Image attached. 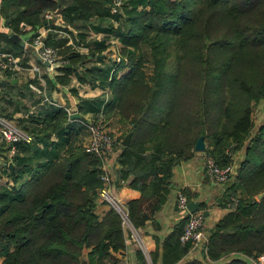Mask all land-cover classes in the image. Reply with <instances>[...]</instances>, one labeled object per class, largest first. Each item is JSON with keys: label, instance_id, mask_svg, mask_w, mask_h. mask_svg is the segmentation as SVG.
Here are the masks:
<instances>
[{"label": "trees", "instance_id": "trees-1", "mask_svg": "<svg viewBox=\"0 0 264 264\" xmlns=\"http://www.w3.org/2000/svg\"><path fill=\"white\" fill-rule=\"evenodd\" d=\"M11 1L23 5L13 18L19 21H33V18L38 21L37 16L44 8H57L61 4L60 0H3L4 3ZM129 1L134 6L146 3L148 8H141V13L129 15L127 20L122 16L127 0L119 13H110L105 5L109 17L116 18L118 23L114 25L110 21L101 25L98 22L92 28L94 32H103L102 37L83 42V46L92 50L104 47L107 36L116 35L125 45L140 46L139 41H146L159 54L157 64L155 60L151 63L154 76L145 75L139 57L118 76L116 69L129 57L111 62L115 70L107 80L108 86L121 80L120 91L136 83L135 88L141 92L132 107L133 129L129 141L125 145L116 142L119 145L116 160L120 165L111 167L112 160H109L108 166L104 152L96 155L88 152L82 143H71L69 129L72 127L57 123L61 115L68 116L67 112L58 108L47 120L52 119L47 124L49 130L42 128L45 132L39 139L45 142L44 147L20 141L23 143L19 149L16 144L18 151L11 158L13 168L8 163L3 167L15 180L20 177L22 184L10 190L8 181L0 177V264H75L82 251H86L88 264H97L107 246L116 249L123 245L118 213L109 207L99 220L93 211L96 193L102 184L103 161L110 179L114 168V172L122 175L131 173V183L144 189L145 178L152 175L148 188L154 189L160 182L157 172L168 176L174 163L194 154L198 135L203 136V141L207 137L219 144L225 143L228 137L239 143L246 134L244 129L249 125L251 106L264 96V14L249 19L247 12L250 14L264 5V0ZM65 8L72 20L88 23L93 15L79 0L68 2ZM134 26H138L139 32L132 29ZM143 29L154 31L152 37ZM166 34L171 36L170 58L163 57ZM45 42L57 46L50 39ZM151 42L155 44L151 46ZM58 51L62 57L59 48ZM96 54H92L93 58ZM71 67L66 70H72ZM239 68L247 70L237 75ZM87 69L90 76L100 74V68L94 65ZM100 103L99 97L82 98L79 106L97 112ZM52 128L61 132L60 141L52 143L48 139ZM244 153L232 181L242 193L206 236L209 259L237 253L219 264H245L241 254L253 257L264 251V184L249 194L242 181L253 176L259 177V183L264 181V121L249 139ZM260 191L262 194L254 197ZM128 213L135 220L133 210ZM185 218L183 214L166 237L170 255L166 259L164 254L163 263L174 260L190 245L189 241L178 240ZM69 244L76 247L69 248ZM139 251L135 252L138 264H145ZM183 264L205 263L192 259Z\"/></svg>", "mask_w": 264, "mask_h": 264}, {"label": "crops", "instance_id": "crops-1", "mask_svg": "<svg viewBox=\"0 0 264 264\" xmlns=\"http://www.w3.org/2000/svg\"><path fill=\"white\" fill-rule=\"evenodd\" d=\"M60 1V6L53 8L57 13L56 17L48 20L46 23L44 22L43 12L49 8H44L37 16L38 21L36 18H33V21H19L13 18L23 5L15 4L14 1L4 3L3 0H0V46L10 48L14 53L20 54L22 62L28 67L19 73H11L8 70L0 72V102L5 113L13 117L19 127L25 128L26 132L32 135V139L28 143H35L40 147H44L45 145V142L39 139L45 132L43 130L44 127L41 125H46L49 117H52V113L61 107L64 109L65 107H69L73 111L72 113L78 112L79 115L72 116L71 113L66 119H60L57 122L58 125L63 127L69 125L72 127L68 129L70 130V135L71 132L74 133L73 138L75 143H80L83 140L80 134L83 126L80 119L94 118L100 110H103V105L108 100L110 94L107 84L108 75L111 67H114L111 64L110 57L100 56V53L97 52H95L97 53V59L93 58V56L87 59L89 55L87 58L63 55L61 60L54 65H49V67H46L48 64L37 57L31 45V35L41 25V21L46 24L47 28V31L44 33V39H50L60 50H68V52H71L73 49L79 52H82V48L86 50L87 46H83L84 41H88L89 38H100L103 35V32H94L93 25L98 22L101 25L107 24L111 21V16L109 17L106 9V6H108L106 0H79L93 13L88 23L86 20H72L71 15L66 13L65 6L72 0ZM136 6L148 8V4L146 3H138ZM8 18H10V21ZM33 25H36L37 28ZM64 31L70 32V36H73L75 40L79 39V44L69 42L70 38ZM12 33H17L24 41V44L21 45L20 41L12 38ZM111 36L116 35H109L106 37V40ZM116 38L119 45L123 44L120 42L118 36ZM74 45H76L75 48ZM64 62L69 65H63L65 64ZM33 64L42 66V78H37L36 74L30 71L29 67ZM92 65L100 68L98 69L100 74L97 76H90L88 73L87 68L92 67ZM68 66H72V70L67 71ZM124 68L126 69V67L116 69V75L122 73ZM114 70L115 67L111 71V75ZM104 73L107 74L105 82L103 80ZM66 75L68 76V80H66ZM85 75L91 78H84ZM63 77L64 81H61ZM30 82L43 88V91L39 92L31 87ZM44 95L51 101L43 100ZM93 97L102 99L97 112L86 110L79 106L82 98ZM27 98L30 100L26 103L24 100ZM30 108H34L33 113H28ZM51 122L52 119L49 120V123ZM57 130L56 128L50 129L48 139L52 143L53 141H60L62 139L61 132L59 133ZM78 134L80 135L78 136ZM22 143H16L18 144V149L19 144L21 145ZM5 147L4 143L0 145V173L4 179L6 177L4 176L3 167L7 164L6 161L10 159L5 154ZM117 151L109 159L112 160L111 167L114 166V168L120 165L119 161L116 160ZM196 158V155H191L174 163L168 176H164L162 172H157L156 176L160 177V182L158 185H154V189L148 188L152 183V175L145 178L146 186L144 189H140L136 184L131 183V173L122 175L120 172H114L113 168V172L112 170L110 172V179L109 174L105 171V163L103 161V172L108 176L106 183L108 189L118 199L120 204L126 208L127 212L133 210L135 220L129 216L130 228L124 227L120 223L123 245L116 249L107 246L100 257V261L97 260V264H138L139 259L136 258L135 254L138 250H140L139 252L143 256L145 264H183L185 261L192 259L199 260L205 264H219L222 260L226 259V256H220L216 260L209 259L206 255L203 239H200L199 241L190 243L189 247L184 252L179 253L174 260L163 263L164 254L166 259L170 255L165 244L166 237L170 235L175 224L181 221L183 215L177 210L175 205L178 193L183 192L189 199L198 200L200 202L198 209L202 212L203 210L207 211L202 225L203 233L206 236L214 224L227 211L232 209L233 201L235 200L233 194L238 193L237 195H239L242 193L238 186L232 185V179L215 181L207 176L203 171L202 164ZM162 176L164 177L163 179H161ZM262 192H258L256 196L259 197V193ZM108 210V203L100 198L97 191L93 205L96 217L99 220L102 219ZM108 255L111 256L109 257ZM115 258H117V261H114Z\"/></svg>", "mask_w": 264, "mask_h": 264}, {"label": "rangeland", "instance_id": "rangeland-1", "mask_svg": "<svg viewBox=\"0 0 264 264\" xmlns=\"http://www.w3.org/2000/svg\"><path fill=\"white\" fill-rule=\"evenodd\" d=\"M101 1H103V0H101ZM191 5H194V2H192ZM103 7H105V6H103ZM51 8H54V7L51 6ZM141 8H142V6L141 7L134 6L131 3V1L127 0L126 8H124L122 16L125 19H127L129 15L141 13L140 12V11H142ZM263 14H264V5H262L261 7H257L255 9H253L250 12V14H249V12H247V18L248 17H249V19H251V17L252 18L253 17L259 18ZM132 29L134 31L139 32L138 26H134ZM143 31H147V34L150 35V37H152V34L154 32V31H151L149 29H143ZM166 37H167V41H165V43H163V47H164L163 48V50H164L163 51V54H164L163 57L170 58L171 57L170 53H172V51H171L172 44L170 42L171 36L166 34ZM150 39H152V38H150ZM119 40L121 43H125L121 39H119ZM139 43H140V46L139 45H137V46L132 45L131 46V45H125V44L118 45V51H117L118 54L123 59L129 57L128 60H126L125 64L122 66V67H126V69L125 68L123 69V72L128 70L130 67H132L131 63L134 62L133 60L138 59V57H139V60L142 61L141 65H143V68L145 69V71L147 73L145 75L154 76L155 70L152 69L151 63L153 60H155V62L157 61V57H159V54L156 52V50H154L153 47H148V43L146 41L141 40V41H139ZM152 44L154 45L155 42H151V46H152ZM156 45H158V44H156ZM105 47H106V45L104 47H101V48H93L92 50H90L89 48H86V50L84 48H82L83 49L82 52H79V51L78 52L77 51H75V52L69 51L68 52V50H63V51L61 50V54L62 55H72V56H77V57H84V58H87V56L89 55V57L87 59H90V57L93 56L92 54H94L95 52L100 53L104 56H107L108 54L105 50ZM153 52L154 53L156 52L157 55L154 56ZM163 54H161V55H163ZM167 60L168 59L165 58V61H167ZM156 64H157V62H156ZM164 67L167 68L166 65ZM239 69L240 70H237V72H236L237 75H242L243 72L247 70L245 68H239ZM67 74H68V72H67ZM64 77H63V79H61V81H64ZM66 80H68L67 75H66ZM121 82H122L121 80H116L113 83V85L111 87H109V90H110L109 98L106 101V104H105L103 110H100L98 115H97L99 118L102 119V124H103L102 128L108 130L115 139L113 144L110 145V148L107 151H105L103 154L104 157L108 158L107 161H109V159L112 158V156L117 151V149H119L118 148L119 145L116 142H120L122 137L127 132H130V134H131L132 129H133L132 128V120H131V118L133 117V114H132L133 103L136 100H138L141 96V92H139L140 89L135 88V86L137 85L136 83L130 84L128 89L123 88V90L120 91L119 86H120ZM136 90H138V91H136ZM28 100H30V99L27 98L24 101L27 103ZM67 115H69L68 112H67ZM97 116L94 118H82V119H80V120H82L80 122L83 125L81 128V132H80L83 140L80 143H82V145L84 147H85L86 142L88 141V129H87V125L84 124L83 122L84 121L89 122V121L96 120L98 118ZM60 118L66 119L67 117L65 114H63L60 116ZM263 121H264V96L259 97L251 106V110L249 112V125L247 128L244 129V134L245 133L246 134H245L242 141H240L239 143H235L234 141H230L231 138L228 137V138H226L225 143L219 142V144H214L210 139L205 137L206 139H204V148L202 150L194 149V152H193L194 154L192 156H194V155L197 156L196 159H198V161L202 164V168H203V171L205 173H206V171H205V160L207 157L213 158L215 161H217L221 165H229V167L231 169V176L228 180L232 179V181H233L235 179L237 173H238V168L240 166V163L244 158L245 146L248 143L249 139L252 138L256 134L257 128L259 127V125ZM47 124H49V121L46 122L44 130L48 129L49 126ZM24 130L26 131L25 128H24ZM80 134H78V136ZM73 136H74V133L71 132V135H70V137L72 138L71 143H75ZM135 146L138 147V144H136ZM193 148H194V145H193ZM179 160H182V158ZM30 163H32L34 165V163L32 161H30ZM109 165H110V162H108V166ZM26 175L27 174H25V176ZM206 175H207V173H206ZM4 176L6 177L5 180L8 181L7 187L10 190L14 189V187L18 186V184L19 185L22 184L21 183L22 179H20V177L17 180H15L10 174H7L6 172H5ZM251 176L252 175H250L248 177L251 178ZM0 177H2L1 174H0ZM11 180L13 183H11ZM258 180H259V177H255V176H253L250 180H242L244 183L243 185L245 186L247 193L251 194L253 192L255 193L257 190H260L259 188H260L261 184H264V181L259 183ZM237 194H233L234 199L237 196ZM228 195H230V194H228ZM256 195H257V193L254 194V197H257ZM230 200H231V198H230ZM19 203H22V201H20ZM71 231H72V233H75L74 232L75 229L71 230ZM68 247L69 248H71V247L75 248L76 246L71 245V247H70V244H69ZM82 252L83 253L80 254L79 261L75 262V264H81V262L83 260L86 262V264H88V259H87L86 253H85V251H82ZM236 254L237 253H233V252L228 253V255H226L227 256L226 258H229L230 256L236 255ZM242 255H240V256L245 258V259L242 258L244 263L248 264V262H250L251 256H248V255L242 256Z\"/></svg>", "mask_w": 264, "mask_h": 264}, {"label": "built area", "instance_id": "built-area-1", "mask_svg": "<svg viewBox=\"0 0 264 264\" xmlns=\"http://www.w3.org/2000/svg\"><path fill=\"white\" fill-rule=\"evenodd\" d=\"M123 0H109L108 8L110 13H119L121 11ZM56 11L53 9H47L43 12V18L46 20H52L56 17ZM111 21L114 25L118 23L116 18H111ZM47 31L46 24L42 23L31 35V45L35 51V54L41 57V60H48L49 65H54L56 62L62 59L58 47L48 44L45 42L44 33ZM68 35L69 42L78 43V39L70 36V32L64 31ZM116 36L109 37L106 40L105 50L107 56L110 57L112 63L120 60L121 56L118 54V42ZM79 44V43H78ZM76 45H74V48ZM82 47V46H81ZM25 68H28L21 60V55L14 53L12 50L6 49L0 46V72L10 71L11 73H19ZM30 71H33L36 74L37 78H42V66L39 64H33L29 67ZM114 67H111L108 79L111 77V71ZM33 74V75H34ZM30 86L38 90L39 92L43 91V88L35 85L33 82H30ZM1 91V87H0ZM43 100L51 101L46 95H44ZM65 110L68 114H71L73 111L69 107H65ZM34 108H30L28 113H33ZM82 121V120H80ZM87 125L88 129V141L85 144V149L96 155H100L102 152L107 151L110 148V145L114 142V137L112 134L102 128V119L97 118L96 120L83 122ZM32 135L26 132L23 128L19 127L15 119L5 113L0 102V145L4 143L6 145V153L10 159L6 163L12 162V155L16 152V143L20 141H30ZM205 171L207 175L216 181H227L231 176V169L229 165H221L211 157H207L205 160ZM102 184L98 188V194L102 200L108 203L109 207L113 208L118 215L120 216V223L122 226L130 228L128 212L125 207H123L118 199L110 192L107 187L108 176L105 172L100 175ZM11 183L12 180H11ZM187 198L184 194L178 193L175 199V205L177 210L186 214L184 221L183 229L178 235V240L180 242L189 241L190 243L199 241L203 239V244L207 241L206 234L203 233L202 225L204 215L200 209H196L192 212L188 211L186 207ZM250 264H264V251L258 253L257 255L250 257Z\"/></svg>", "mask_w": 264, "mask_h": 264}, {"label": "water", "instance_id": "water-1", "mask_svg": "<svg viewBox=\"0 0 264 264\" xmlns=\"http://www.w3.org/2000/svg\"><path fill=\"white\" fill-rule=\"evenodd\" d=\"M44 22H46V20H44ZM12 38L20 41L21 45L24 44V41L21 39V37L17 34V33H12ZM100 56H103L102 54H100ZM37 57L39 59H41V57L39 55H37ZM46 64H49V61L48 60H43ZM79 113L78 112H75V113H72V116H78ZM129 137H130V132H127L123 137L122 139L120 140V143L121 144H127L128 141H129ZM204 148V141H203V136L202 135H199L195 142H194V149L196 150H202ZM8 165L13 168V165H12V162H9ZM262 193H259V196L261 195ZM200 205V202L198 200H194V199H189L186 203V207L188 209V211L192 212L196 209H198ZM203 215H205L207 213L206 210H203ZM81 264H86V262L83 260L81 262Z\"/></svg>", "mask_w": 264, "mask_h": 264}]
</instances>
